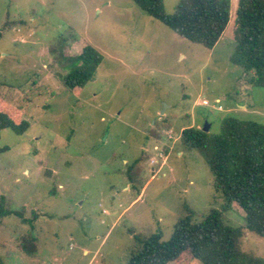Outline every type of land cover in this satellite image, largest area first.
<instances>
[{
  "label": "rangeland",
  "instance_id": "1",
  "mask_svg": "<svg viewBox=\"0 0 264 264\" xmlns=\"http://www.w3.org/2000/svg\"><path fill=\"white\" fill-rule=\"evenodd\" d=\"M178 1L163 0L165 12ZM235 7L205 48L132 0H0V111L29 122L23 133L0 131V202L22 209L0 217V264H126L135 235L167 240L186 206L195 220L220 208L212 173L180 133L205 121L217 133L230 116L264 124V86L230 61ZM60 32L102 56L75 93L60 80L69 68L49 52ZM138 158L133 187L125 171ZM224 220L241 227L244 213L231 203ZM29 233L33 255L20 249ZM241 247L264 258L253 232Z\"/></svg>",
  "mask_w": 264,
  "mask_h": 264
},
{
  "label": "trees",
  "instance_id": "2",
  "mask_svg": "<svg viewBox=\"0 0 264 264\" xmlns=\"http://www.w3.org/2000/svg\"><path fill=\"white\" fill-rule=\"evenodd\" d=\"M132 1L148 16L205 48L218 42L230 19L231 0H179L172 14L165 12L163 0ZM233 23L230 61L250 73L254 84L264 86V0H236ZM71 48L76 52L71 53ZM49 52L54 62L69 68L60 80L74 93L93 78L102 61L95 47L70 33L60 32L50 42ZM28 127L25 119L16 123L0 111V131L9 128L23 133ZM180 140L203 157L224 203L219 209L211 208L200 220H195L194 211L186 206L185 215L167 240L159 233L135 235L126 264H189L193 260L202 264H264L263 257L241 247L244 230L264 240V124L230 116L221 120L217 133L188 126L181 131ZM6 149L0 146V154ZM140 162V158L135 159L126 167L125 176L133 187L140 185ZM231 203L244 213L241 227L224 220ZM11 213L22 217V209H5L1 199L0 217ZM36 218L33 214L23 219L32 223ZM20 249L28 255L36 252L31 233L22 237Z\"/></svg>",
  "mask_w": 264,
  "mask_h": 264
},
{
  "label": "water",
  "instance_id": "3",
  "mask_svg": "<svg viewBox=\"0 0 264 264\" xmlns=\"http://www.w3.org/2000/svg\"><path fill=\"white\" fill-rule=\"evenodd\" d=\"M166 108V107H165ZM165 108L163 107V110L161 111V113L164 112ZM201 129L204 131V132H208L210 130V123L208 121H205L203 126L201 127Z\"/></svg>",
  "mask_w": 264,
  "mask_h": 264
},
{
  "label": "crops",
  "instance_id": "4",
  "mask_svg": "<svg viewBox=\"0 0 264 264\" xmlns=\"http://www.w3.org/2000/svg\"><path fill=\"white\" fill-rule=\"evenodd\" d=\"M217 99H218V98H217ZM217 99H216V100H217ZM245 108H246V107H245Z\"/></svg>",
  "mask_w": 264,
  "mask_h": 264
}]
</instances>
